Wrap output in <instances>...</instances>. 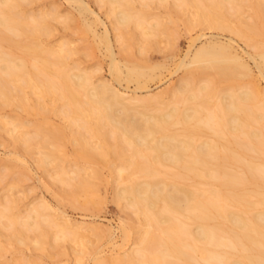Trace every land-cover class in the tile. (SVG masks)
Listing matches in <instances>:
<instances>
[{
    "label": "bare ground",
    "instance_id": "bare-ground-1",
    "mask_svg": "<svg viewBox=\"0 0 264 264\" xmlns=\"http://www.w3.org/2000/svg\"><path fill=\"white\" fill-rule=\"evenodd\" d=\"M99 1L114 17L113 26L100 15L92 21L104 25L103 41L110 43L111 27L125 45L132 36L128 38V28L131 34L136 27L147 36L157 33L152 26L159 23L135 10L139 0ZM177 1L171 8H190L199 24L246 37L258 51L250 56L264 76V45L255 39L264 34L263 0L253 3L255 20L242 25L227 21L225 6L241 7L243 0ZM75 2L81 13H94L84 1ZM24 3L0 0V105L63 114L78 145L74 175L69 176L67 160L57 155L61 128L54 131L40 123L33 133L26 130L27 121L11 119L9 132L28 146L37 144L40 164H54V180L71 187L75 205L78 192L94 191V178L100 176L94 165L112 167L121 184L117 196L127 200L140 226L132 252L98 256L94 264H264V87L232 42L207 39L182 60L179 68L184 67L185 74L173 86L140 98L106 79L96 82L88 69L70 66V43L45 45L40 39L57 13L50 9L28 14ZM86 24L100 36L93 24ZM8 32L26 39L16 40ZM109 45L114 77L127 73L125 79L140 86L148 73L145 68L125 63V72ZM18 48L23 52L16 56ZM6 121L0 118V123ZM35 136L41 139L32 143ZM81 159L93 167L79 164ZM59 191L58 196H67ZM8 196L0 201V237L7 227L13 243L32 240L43 249L52 239L63 240L80 245V254L91 247L88 232L96 228L73 221L44 201L22 215L15 197Z\"/></svg>",
    "mask_w": 264,
    "mask_h": 264
},
{
    "label": "rangeland",
    "instance_id": "rangeland-1",
    "mask_svg": "<svg viewBox=\"0 0 264 264\" xmlns=\"http://www.w3.org/2000/svg\"><path fill=\"white\" fill-rule=\"evenodd\" d=\"M25 1L23 6L28 14H36L50 9L57 13L56 18L49 20L50 27L48 26L47 32H44L40 37L45 45L56 44L60 41L70 43L73 51L67 60L70 66L88 69L96 82L106 79L127 95L148 98L173 86L185 74L186 69L179 68L182 60L188 59L211 37L225 43L231 41L234 49L249 62L254 76L258 75L256 78L264 87V76L260 74L254 59L250 56L258 52L256 47L250 45L246 37H241L228 29L209 28L208 24H199L196 21L195 13H191L190 8L189 10L184 9L185 6L182 7L183 9L179 6V9L171 8L174 7L172 5L175 2L178 3L177 0L174 2L170 0L169 4L168 1L164 3L165 1L161 2V0H139L137 2L135 0L136 4H133L138 7L137 9L134 6L135 10L139 13L146 12L145 17H148L150 22L159 23V25L155 26L156 28L151 25L157 33L150 36L141 34L142 30L136 27L134 30L136 37H134L135 32L133 31L134 33L131 34V28L125 29L128 38L132 35L126 45L123 44L125 41L120 40L121 38L117 36V30L112 27L110 28V43L100 38L104 36L105 27L98 23L99 21L93 24L92 21L96 19L97 15H100L107 25L113 26L112 23L114 24V17H109L107 13L109 12L107 5L103 3L100 5L102 1L72 0L74 3L70 0ZM75 1H84L94 13H91L90 10L81 13L78 8L79 4ZM209 1L212 2V0L207 2ZM146 2L148 5H145ZM241 2V7L237 4H226L225 6V16L232 25H242L243 21L253 22L255 20L253 3L257 0ZM143 4L144 6H142ZM262 12L264 14V11ZM86 21L94 25V30L100 36H96L97 34L85 28ZM8 33L16 40L24 37L17 36L14 32ZM255 39L261 43H259L260 46L262 43L264 45V34ZM109 44L112 45L115 57L121 62L125 72V63L138 65L148 72L140 85L141 87L137 80L125 79L127 78L125 72H123L125 73L122 75L123 78L114 77L116 74L111 69L113 59H111L110 49L108 51ZM22 52L18 48L15 55L19 56ZM19 107L16 104L0 105V118L4 122L8 121L0 123V174H2L0 176V196L1 199L3 198L0 201H4V198L11 194L12 197H15L13 199L17 203L18 212L21 211L22 215H27L29 210L31 211L33 207L44 201L53 210L64 211L67 217L73 221L84 222L87 226L96 229L94 232H88L91 247L85 248V251L80 254L79 251L82 249L80 245L63 240L58 243L52 239L46 242L43 249L37 248L32 240H28L26 244L10 242L12 241L9 237L10 228L3 227L0 243L1 249H4L0 250V264H94L95 258L98 256L112 258L132 252L138 246L137 236L140 234L138 232L140 226L135 220L137 215L128 205L127 200L119 199L117 196V188L121 184L117 180L114 169L104 163L95 164L94 166L100 171V176L94 178V191L78 192L77 204H73L70 196L71 187L63 185L56 178L57 181L54 180V164L48 166L40 164L41 152H39L37 144L28 146L23 141L22 143L21 140L14 138L8 130L12 127L11 119L27 121L29 127L26 130L33 133L35 132L34 125L40 123L46 129L54 128V131L61 128L64 133L55 140L58 147L57 155L67 160L68 174L72 176L77 167L74 163H76L75 152L78 145L73 141L71 122L63 114L53 110H48V112L41 110L43 113H39L33 106H29V108L31 107L30 111ZM37 138L41 139V137L35 136L32 143L34 141L36 143ZM253 155L255 154L252 152V157ZM79 162V164L92 165L82 159ZM63 187L64 190H68L69 194L61 192L60 189ZM58 191L61 192L59 195L63 193L67 196L64 198H62L63 195L62 197L58 196ZM51 232H55L54 229ZM199 264L208 263L203 261Z\"/></svg>",
    "mask_w": 264,
    "mask_h": 264
}]
</instances>
